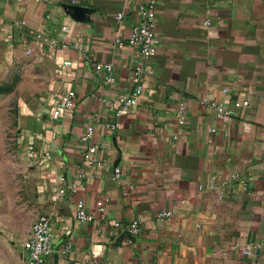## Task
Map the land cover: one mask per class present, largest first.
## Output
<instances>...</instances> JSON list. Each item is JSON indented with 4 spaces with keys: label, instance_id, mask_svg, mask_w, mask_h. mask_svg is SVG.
<instances>
[{
    "label": "crops",
    "instance_id": "crops-1",
    "mask_svg": "<svg viewBox=\"0 0 264 264\" xmlns=\"http://www.w3.org/2000/svg\"><path fill=\"white\" fill-rule=\"evenodd\" d=\"M145 1L0 0V74L22 59L49 71L47 91L19 112L41 165L38 215L51 224L44 264H264V0H158L154 74L110 131L105 123L140 63L126 41ZM96 62L113 66L112 84ZM67 90L75 107L52 118ZM87 125L100 167L82 157ZM78 199L94 220L77 221ZM162 211L170 217L158 219ZM133 219L135 236L111 225Z\"/></svg>",
    "mask_w": 264,
    "mask_h": 264
},
{
    "label": "rangeland",
    "instance_id": "rangeland-1",
    "mask_svg": "<svg viewBox=\"0 0 264 264\" xmlns=\"http://www.w3.org/2000/svg\"><path fill=\"white\" fill-rule=\"evenodd\" d=\"M46 66L22 59L0 74V264H22L23 246L39 212L40 164L20 131V104L47 91Z\"/></svg>",
    "mask_w": 264,
    "mask_h": 264
},
{
    "label": "built area",
    "instance_id": "built-area-1",
    "mask_svg": "<svg viewBox=\"0 0 264 264\" xmlns=\"http://www.w3.org/2000/svg\"><path fill=\"white\" fill-rule=\"evenodd\" d=\"M76 0H72L74 3ZM157 1L158 0H146L139 6L140 19L138 24L132 29L130 36L126 43L137 48V55L140 63L135 65L132 69V83L133 88L128 94H123L118 97L116 105L112 109V115L110 120L105 123V126L110 131H115L119 128V118L125 114L130 108H132L143 94L144 78L154 74V68L152 64V57L157 52V47L160 43V37L156 32L157 23ZM124 16L122 11L116 14L118 19ZM209 24L208 21L205 22ZM41 37L42 41L46 43L50 48H55L57 41L37 34ZM115 42L119 45L124 42L120 39H116ZM29 53V51H27ZM64 65H69L70 61H64ZM96 70H104V81L106 83H113L115 81L112 73L113 66L110 63H94ZM246 101L243 105H246ZM214 111L216 117L219 119H225L228 117V111L225 105L220 102L212 101L208 104ZM75 107V92L73 90H67L60 96L59 101L54 107L51 114L52 118H57L65 110L73 109ZM244 131H248V124H243ZM214 131V129H210ZM94 127L93 125H87L83 133L80 136L82 157L86 163L92 166L100 167L104 163V159L99 154V145L94 141ZM32 156L35 155L32 153ZM49 159V156H46ZM121 169L118 166L113 168V179L116 180L120 177ZM233 179H237V175L232 176ZM97 210L103 211V207H98ZM158 219H167L170 217L168 211L159 212ZM96 217L95 212H87L84 208V203L81 199L76 202L75 218L79 222H90ZM111 225L116 230H122L131 236H135L140 230L139 219H133L129 222L122 223L117 220L111 221ZM52 231L50 219L47 215H38L30 225L29 233L25 239L23 250L25 252L24 261L22 264H44L45 258L52 253ZM250 245H247L244 252H248ZM71 248L66 243L62 252H66ZM88 264H102L95 261H88Z\"/></svg>",
    "mask_w": 264,
    "mask_h": 264
},
{
    "label": "water",
    "instance_id": "water-1",
    "mask_svg": "<svg viewBox=\"0 0 264 264\" xmlns=\"http://www.w3.org/2000/svg\"><path fill=\"white\" fill-rule=\"evenodd\" d=\"M76 8H77V10H76V11H78V7H77V6L75 7V9H76Z\"/></svg>",
    "mask_w": 264,
    "mask_h": 264
}]
</instances>
